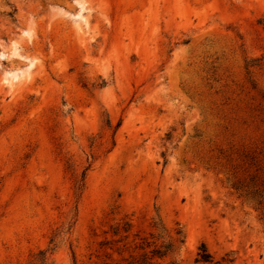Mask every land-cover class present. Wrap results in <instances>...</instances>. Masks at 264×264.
I'll use <instances>...</instances> for the list:
<instances>
[{
    "label": "rangeland",
    "instance_id": "rangeland-1",
    "mask_svg": "<svg viewBox=\"0 0 264 264\" xmlns=\"http://www.w3.org/2000/svg\"><path fill=\"white\" fill-rule=\"evenodd\" d=\"M202 243L264 264V0H0V264Z\"/></svg>",
    "mask_w": 264,
    "mask_h": 264
},
{
    "label": "trees",
    "instance_id": "trees-1",
    "mask_svg": "<svg viewBox=\"0 0 264 264\" xmlns=\"http://www.w3.org/2000/svg\"><path fill=\"white\" fill-rule=\"evenodd\" d=\"M84 179V173H83V176L81 179H76V182H75V188H76V192H78V190H81L82 189V180ZM165 252L159 250V249H155L153 250V255H163ZM39 254L42 256L45 254V251L44 250H41L39 252ZM42 259V258H41ZM152 259V256L149 257L147 256L146 254H143V259L141 260V264H149V263H152V262H148L149 260ZM196 261L201 263V264H215V260L212 256V254L208 251L206 245L204 243H202L201 247H200V250L198 252V255L196 257Z\"/></svg>",
    "mask_w": 264,
    "mask_h": 264
}]
</instances>
